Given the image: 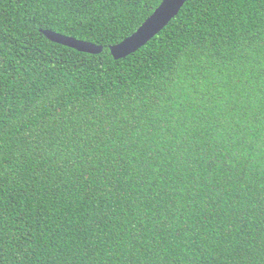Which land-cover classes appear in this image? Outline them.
Segmentation results:
<instances>
[{
	"label": "trees",
	"instance_id": "1",
	"mask_svg": "<svg viewBox=\"0 0 264 264\" xmlns=\"http://www.w3.org/2000/svg\"><path fill=\"white\" fill-rule=\"evenodd\" d=\"M160 2L0 0V264H264V0Z\"/></svg>",
	"mask_w": 264,
	"mask_h": 264
},
{
	"label": "water",
	"instance_id": "2",
	"mask_svg": "<svg viewBox=\"0 0 264 264\" xmlns=\"http://www.w3.org/2000/svg\"><path fill=\"white\" fill-rule=\"evenodd\" d=\"M186 0H161L153 12L129 36L111 45L109 52L113 59H122L137 51L157 35L180 11ZM49 41L61 44L79 52L99 54L103 47L73 36L64 35L50 29H40Z\"/></svg>",
	"mask_w": 264,
	"mask_h": 264
}]
</instances>
